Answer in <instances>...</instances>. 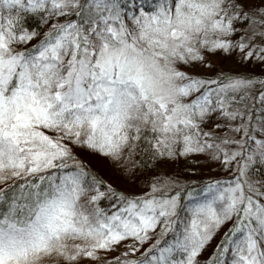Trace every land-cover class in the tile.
I'll list each match as a JSON object with an SVG mask.
<instances>
[{"label":"snow or ice","instance_id":"snow-or-ice-1","mask_svg":"<svg viewBox=\"0 0 264 264\" xmlns=\"http://www.w3.org/2000/svg\"><path fill=\"white\" fill-rule=\"evenodd\" d=\"M0 264H264V0H0Z\"/></svg>","mask_w":264,"mask_h":264},{"label":"rangeland","instance_id":"rangeland-1","mask_svg":"<svg viewBox=\"0 0 264 264\" xmlns=\"http://www.w3.org/2000/svg\"><path fill=\"white\" fill-rule=\"evenodd\" d=\"M213 173L214 174H219V175L223 174L222 172H217V171H213Z\"/></svg>","mask_w":264,"mask_h":264},{"label":"trees","instance_id":"trees-1","mask_svg":"<svg viewBox=\"0 0 264 264\" xmlns=\"http://www.w3.org/2000/svg\"><path fill=\"white\" fill-rule=\"evenodd\" d=\"M214 176H221V175H223V174H221V175H219V174H214V173H212Z\"/></svg>","mask_w":264,"mask_h":264}]
</instances>
